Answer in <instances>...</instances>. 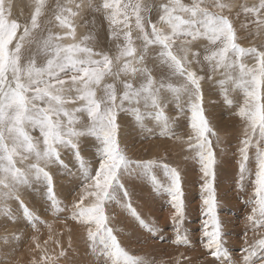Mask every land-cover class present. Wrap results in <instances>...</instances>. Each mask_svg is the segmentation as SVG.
Returning a JSON list of instances; mask_svg holds the SVG:
<instances>
[{
    "label": "snow or ice",
    "instance_id": "snow-or-ice-1",
    "mask_svg": "<svg viewBox=\"0 0 264 264\" xmlns=\"http://www.w3.org/2000/svg\"><path fill=\"white\" fill-rule=\"evenodd\" d=\"M233 9L248 20L242 29L264 37V0H56L54 6L32 0L24 23L0 0V216L24 220L35 230L44 221L24 196L38 193L46 210L66 212V220L83 229L88 248L103 264H155L126 250L110 226L109 210L116 205L141 228L159 234L133 206L126 186L127 176L139 174L167 195L171 243L191 247L179 169L162 160L131 159L120 141L122 114L141 126L150 118L164 135L175 136L172 125L179 121L166 114L175 104L189 129L182 142L202 173L204 264H264V43L238 42ZM82 12L99 18V29L93 23L88 34L78 35ZM213 77H219L226 104L233 103L232 91L243 96L234 113L241 121L237 163L241 181L253 178L243 201L248 212L238 259L225 246L213 183L220 137L205 114L202 90V81ZM58 177H74L79 185L69 204L59 198ZM0 239L7 245L20 236ZM33 242L39 255L31 264H59L66 256L59 240L53 243L60 251L53 253L48 241L45 247L35 237Z\"/></svg>",
    "mask_w": 264,
    "mask_h": 264
},
{
    "label": "rangeland",
    "instance_id": "rangeland-1",
    "mask_svg": "<svg viewBox=\"0 0 264 264\" xmlns=\"http://www.w3.org/2000/svg\"><path fill=\"white\" fill-rule=\"evenodd\" d=\"M8 1L12 5V16L24 23L16 13L17 8L22 7V3L19 0H15V4L11 0ZM152 2L158 3L159 0H152ZM186 2H190V0H186ZM222 2L235 1L222 0ZM240 2L251 4L254 0H240ZM27 3L29 5L25 4L26 6L22 7V12H27L23 14V18L26 20L32 11V0H27ZM55 3L56 0H49L50 5L54 6ZM79 18L76 20L77 26H79L78 35L88 34L93 23L99 29L101 23L99 18L94 20L93 16L87 12H82V17ZM233 19L238 31V42L242 46L264 43L263 37L249 35L248 30L240 27L241 23L246 24L248 20L243 14L237 18L235 9H233ZM98 38L101 41V46L107 48L103 32L99 33ZM200 75H205V73L201 72ZM218 79L219 77H213L212 80L202 81L203 107L207 118L220 137V144L215 149L217 166L213 183L219 205L218 214L225 233V246L229 249L233 259H238L241 255L240 249L244 245L245 217L248 212L243 201L248 198L251 192V189L246 185L253 177L249 175L244 181H241L237 163L241 121L234 113L237 106L243 102V96L238 91H232L230 99L233 100V103L226 104L221 89L216 83ZM166 114L179 121L180 126L172 125V131L175 133L172 138L164 135L161 128L150 118H146L141 126L136 124L131 117L122 114L119 117L120 141L126 155L131 159L162 160L179 169L186 204L184 228L191 237V247L176 246L171 243L174 231L169 218L171 208L167 195L162 190L154 191L147 178L139 174L127 176L125 183L132 194L133 206L148 223H155L159 234L141 228L116 205H113L109 210L110 226L116 230V235L126 250L134 255L153 260L155 264H176L177 259L180 264H204V250L200 244L202 173L199 164L182 142L187 139L189 129L183 126L185 122L176 110V105L170 104L166 109ZM177 136L181 137V140H177ZM213 142L215 143V139ZM89 151H94V149L90 147ZM252 159L254 164V157ZM157 175L158 178L164 179L161 172H158ZM57 184L59 198L64 201V204H69L80 190L79 185H75L74 177H58ZM24 199L44 223L36 224L34 230L24 220L13 223L0 216V237L8 236L10 238L12 234L20 236L19 241H13L7 245L0 239V264H31L33 257L38 258L39 255L38 251H34V237L42 247H45V241H48L46 247L49 253L60 251L53 243L56 240L60 241L66 251V256L59 259V264H103L102 257L93 254L88 248L83 229L74 222L66 220V212L55 215L46 210L38 193L28 192ZM12 206L16 207L15 204ZM68 229L71 231L69 232ZM50 235L52 240H49ZM69 237H71V247H69ZM253 238L254 233L249 230L247 239L251 241ZM207 259L211 260V257Z\"/></svg>",
    "mask_w": 264,
    "mask_h": 264
},
{
    "label": "bare ground",
    "instance_id": "bare-ground-1",
    "mask_svg": "<svg viewBox=\"0 0 264 264\" xmlns=\"http://www.w3.org/2000/svg\"><path fill=\"white\" fill-rule=\"evenodd\" d=\"M21 3H22V7L25 5V4H28L27 3V0H19ZM24 1H26V2H24ZM235 1V0H234ZM11 2H14V4L16 3L15 2V0H11ZM6 3H10L8 0H6ZM13 4V3H12ZM29 5V4H28ZM32 5V4H31ZM26 6V5H25ZM22 7H18L17 8V11H16V13L18 14V16L17 17H19L20 16V19H23V21L25 22V20H26V18H23L24 16H23V14H25V12L23 13L22 12ZM32 7V6H31ZM28 8V7H27ZM30 10V9H29ZM32 10V9H31ZM30 10V11H31ZM28 11V10H27ZM14 13V12H13ZM27 13V12H26ZM80 17H82V13H81V16ZM12 18H14L13 16H12ZM79 18V17H78ZM15 19V18H14ZM19 19V18H18ZM80 19V18H79ZM79 21V20H78ZM79 24V23H78ZM78 29H79V26H77V33H78ZM264 38V37H263ZM64 179V178H63ZM69 180V179H68ZM62 181V180H61ZM63 182V181H62Z\"/></svg>",
    "mask_w": 264,
    "mask_h": 264
}]
</instances>
